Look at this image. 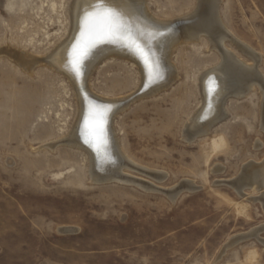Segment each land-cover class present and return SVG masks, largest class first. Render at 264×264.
<instances>
[{
	"label": "rangeland",
	"instance_id": "1",
	"mask_svg": "<svg viewBox=\"0 0 264 264\" xmlns=\"http://www.w3.org/2000/svg\"><path fill=\"white\" fill-rule=\"evenodd\" d=\"M210 1L144 2L155 20L177 21L183 41L170 56L178 79L114 118L119 144L141 169L123 174L160 190L151 191L95 183L87 156L61 144L51 149L77 115L68 79L43 63L66 38L72 0H0V264H264L256 238L225 251L232 238L264 226L263 204L228 185L250 165L264 167V0H220L221 26L210 38L201 26H181ZM184 28L195 33L190 42ZM18 52L36 58L29 72L9 58ZM225 52L253 67L257 84L227 100V118L189 143L184 132L202 105L200 78L223 64ZM93 70L91 91L108 99L142 83L137 67L122 59ZM193 182L195 191L169 197Z\"/></svg>",
	"mask_w": 264,
	"mask_h": 264
},
{
	"label": "bare ground",
	"instance_id": "2",
	"mask_svg": "<svg viewBox=\"0 0 264 264\" xmlns=\"http://www.w3.org/2000/svg\"><path fill=\"white\" fill-rule=\"evenodd\" d=\"M219 1L220 0H211L209 2L211 5L210 7L208 6L209 9H203L204 6L202 7L203 4H201V6H199V9H197L198 11L194 13V15H192L187 21H184L183 19L184 23H182L181 26H185L186 28H190V26H201L204 29V31H202L203 35L207 34L206 36L209 37V35L212 34L213 31L218 28V26H221V23L218 19ZM144 2L145 0H72L69 9V29L66 38L63 43H61L47 58H44V61L42 60L47 67L60 73L68 79L69 84L73 88V91L77 98V100H75L77 101V115L75 124L73 125V129L71 128L72 130L70 129L71 131L67 135H64L62 141H59L58 143L55 142L56 144L54 145L51 144L53 145L51 146V149L54 150L57 145L61 144L75 149L81 154L87 156L90 162L89 166L91 167L90 175L93 182L95 183L118 182L125 185L134 183L137 185L142 184L130 179L126 176L127 174H123V171L125 169H129L130 171L141 169L134 163L130 162V160L124 153L123 146L119 144V140L115 134L114 118L117 114H119V112L123 111L127 106H129V104H131L132 101H134L139 96L149 94L150 92L154 93L160 91L163 87H166V84L167 82H169V80L176 78L178 79V76L176 77L171 70L170 56L172 50L179 43V41L183 42L179 37V23L176 21L167 24V22H172V20H166L167 22L155 20L153 15L148 11V9L145 8ZM100 4L108 7V9H111V12L113 13L116 21L122 24L123 28L127 29V31H124V33H128L127 35H130L132 39H136L138 44H140V48H138V50H140L139 54L142 57L141 59H143V61H140L139 55L125 49L126 45H128L129 42H126V45H104L102 47H98L95 52L92 51L87 55L80 67V72L76 74L77 71L75 72L73 69L75 63L72 60L76 59L77 57H75L76 53L74 54L73 51L74 48L77 47V43L74 42L81 30V18L83 15L85 16L87 12L95 10V6ZM183 32L186 33H183L185 37L190 36V38H186L188 41L194 38V32H191L189 30H185ZM19 53L20 52H18V55L16 53L13 56H9V58L17 61L24 69L28 71V67L31 66V63L36 61V58H32L33 56L29 57L28 54L27 56H23ZM225 53L227 54V52ZM226 54L224 62L221 66L207 70L200 78L199 88L202 97V105H200L201 108L196 112L193 118L190 119L191 121L189 122V124H187L186 127L187 130L184 132V138L189 143H192L193 141L206 136L211 132L213 127H215L218 123L223 122L227 118L228 108H226L225 105L227 100L233 97L239 98L246 93L248 94V91L254 88L255 84H257L259 75L256 74L253 67H244L240 62L234 60L230 56V54ZM79 57L80 56L78 54V58ZM79 59H81V57ZM110 59H122L123 61L133 63L137 67L142 78L141 86L139 90H137V92L127 97L108 99L105 96L96 95L91 91L88 80V75L92 73L90 71L97 68L99 64L107 62ZM75 74L78 75L79 78H82V85L89 96L100 101L101 103L110 105L107 123H103V125L101 123L103 121L102 119H100L101 117H99L97 119H94L88 125L89 134L92 133L91 136L89 135L91 137L89 139H87V136H84L82 132L83 129H81L82 127L80 125L83 113V99ZM213 81H217L218 83H214L213 90H209V84L213 83ZM262 90L264 91V89ZM64 106L65 105L63 104V108H65ZM60 131L64 134V129H61ZM88 140L91 142L90 145L96 149V152H93L91 148H87L85 143L86 141L88 142ZM221 171L222 170L220 169V167H216L214 169V172ZM142 175H144V173ZM130 176L132 177L133 175ZM263 181L264 167L256 168L253 166L251 167L250 165V168L245 169L239 179L233 182L231 181V183L228 182V185L232 186L243 199H249L250 201L252 200V202L254 203L259 201L264 206ZM188 184L189 186L185 187L184 189L179 188L181 190L176 189L174 190V192L172 191L173 193H168L169 197L173 201H175L180 193H184V190H187V192H193L196 190L197 186H195L194 182ZM143 186L144 184H142V187ZM144 188L151 191H160L154 188L148 189L146 188V186H144ZM246 188H250L251 192H253V195L261 194L260 197L256 196V198L250 199V196H253L251 193H243ZM263 231L264 226L255 228L247 234L243 233V235L232 238L226 245L225 251L229 248L234 247L239 242L251 238H256L260 242L264 243V240L260 238V234Z\"/></svg>",
	"mask_w": 264,
	"mask_h": 264
},
{
	"label": "water",
	"instance_id": "3",
	"mask_svg": "<svg viewBox=\"0 0 264 264\" xmlns=\"http://www.w3.org/2000/svg\"><path fill=\"white\" fill-rule=\"evenodd\" d=\"M95 10L89 11L87 13H100L98 16H94L91 18L89 21L88 25L85 26L84 24V19L85 16L83 15L81 18V30L78 33L75 42L77 43V47L74 48L73 53L76 57V59L72 60L76 65L77 61H79V70L80 67L83 63V60L87 57L88 54H90L92 51L95 52V50L98 47H102L104 45H111V46H116V45H126V42H129L128 45H126L127 50L130 52L137 54L140 56L138 48H140V44L136 41V39H132L130 35H127L128 33H124V31H127L126 28H123V25L118 23L113 16L112 12H108L107 10L108 7H105L104 5H96ZM101 18H100V17ZM113 19V20H112ZM127 35V36H126ZM103 39L104 42L101 43L99 42L100 39ZM132 39V40H131ZM124 48V47H123ZM78 54L81 57V59L78 58ZM83 58V59H82ZM142 57L140 56L139 59L140 61H143L141 59ZM74 71L76 72V68H73ZM80 71L76 72L79 73ZM75 76L77 77V81L79 84V89L80 93L83 99V113H82V119L80 122L81 129L84 136H87L91 138V134H89V127L88 125L90 122H92L94 119H97L101 117L103 122L102 124L107 123V118L109 117V110H110V105L106 103H101L100 101L92 98L91 96L88 95L87 91L84 89L82 85V78H79L78 75ZM82 76V75H81ZM214 83L217 84V81H213V83H208L209 84V90H213ZM103 124V125H104ZM102 125V126H103ZM90 135V136H89ZM90 141L85 143L87 148H91L93 152H96V149L90 145Z\"/></svg>",
	"mask_w": 264,
	"mask_h": 264
},
{
	"label": "snow or ice",
	"instance_id": "4",
	"mask_svg": "<svg viewBox=\"0 0 264 264\" xmlns=\"http://www.w3.org/2000/svg\"><path fill=\"white\" fill-rule=\"evenodd\" d=\"M107 11L110 13V12H111V9H109V10H107ZM99 14H100V13H96V12H94V13H86V15H85V19H84V24H85V26L88 25V23H89V21L91 20L92 17H94V16H98ZM99 42L103 43L104 40L101 38ZM74 67L76 68V71L78 72V71H79V61H77L76 65H74ZM86 142H87V141H86Z\"/></svg>",
	"mask_w": 264,
	"mask_h": 264
}]
</instances>
